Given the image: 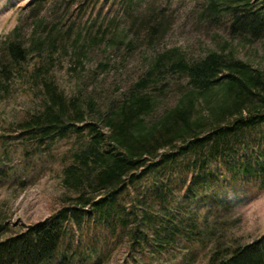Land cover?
<instances>
[{
	"label": "trees",
	"instance_id": "16d2710c",
	"mask_svg": "<svg viewBox=\"0 0 264 264\" xmlns=\"http://www.w3.org/2000/svg\"><path fill=\"white\" fill-rule=\"evenodd\" d=\"M75 1L95 7L110 0H68L66 6ZM201 6L202 20L224 19L234 35L264 37V0H202ZM150 28L155 43L162 25ZM18 29L0 44V93L9 91L6 82L12 78L27 87V79L39 75L36 55ZM174 72L187 76L190 88L151 118L161 96L151 83ZM44 91L43 111L18 123L17 137L49 149L76 134L79 148L63 169L69 194L58 211L17 231L0 223V264H101L109 238L99 251L74 239L71 231L82 223L114 235L115 243L127 238L128 264L137 251L149 264L161 256L187 258L190 252L183 254L179 246L184 239L211 241L206 264H264V234L248 243L216 236L217 216L228 203L209 192L213 183L227 181L229 172L264 184V153L257 154L248 138L264 125V67L221 52L192 63L160 58L122 102L110 100L106 110L94 99L86 105L67 99L51 80L44 81ZM200 97L204 110H197Z\"/></svg>",
	"mask_w": 264,
	"mask_h": 264
},
{
	"label": "rangeland",
	"instance_id": "374dc122",
	"mask_svg": "<svg viewBox=\"0 0 264 264\" xmlns=\"http://www.w3.org/2000/svg\"><path fill=\"white\" fill-rule=\"evenodd\" d=\"M67 1L0 0V44L19 27L24 44L36 55L32 61L40 67L38 78L27 79V87L12 78L6 82L9 91L0 93V223L13 232L63 207L62 199L69 194L63 169L72 163V151L80 145L72 133L49 149L17 137V124L43 111L44 81H53L57 92L69 100L75 98L86 105L94 99L99 109L106 110L110 100L122 102L125 93L160 58L182 57L192 63L221 52L264 67V37L250 40L234 35L224 19L215 23L202 20V0H110L95 7H79L77 1L67 7ZM159 23L162 28L151 43L150 27ZM150 87L161 93L151 114L157 119L177 103L190 83L187 76L174 72ZM201 99L197 110L206 109ZM248 138L257 154L264 153V125ZM5 147L9 148L7 155ZM227 176V181L215 182L209 190L228 203L217 216L216 236L228 243L251 242L264 234V184L239 173ZM71 235L94 244L97 251L108 237L101 264H128L127 238L115 243L114 235L86 223L73 228ZM179 246L190 256L175 260L161 256L152 264H206L212 243L184 239ZM135 257L130 258L133 264H149L141 252Z\"/></svg>",
	"mask_w": 264,
	"mask_h": 264
}]
</instances>
